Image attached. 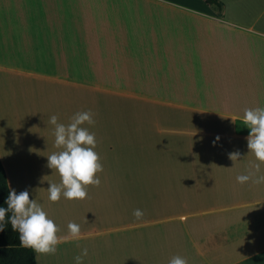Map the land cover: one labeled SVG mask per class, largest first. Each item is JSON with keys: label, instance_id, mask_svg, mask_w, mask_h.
<instances>
[{"label": "crops", "instance_id": "obj_1", "mask_svg": "<svg viewBox=\"0 0 264 264\" xmlns=\"http://www.w3.org/2000/svg\"><path fill=\"white\" fill-rule=\"evenodd\" d=\"M220 1L0 0V160L60 229L37 264H264V183L236 180L264 175L242 122L264 107V0ZM88 110L101 184L51 202L49 118Z\"/></svg>", "mask_w": 264, "mask_h": 264}, {"label": "clouds", "instance_id": "obj_2", "mask_svg": "<svg viewBox=\"0 0 264 264\" xmlns=\"http://www.w3.org/2000/svg\"><path fill=\"white\" fill-rule=\"evenodd\" d=\"M94 114L88 111L75 113L67 124L59 123L58 117L52 115L49 123L54 126L55 146L60 149L47 157V167L58 173L59 183L48 181L45 176L41 183L47 181L50 185L46 190L48 200L58 202L61 198L75 201L84 200L88 196V186L99 187L101 180L97 173L103 172V164L99 154L95 151L97 140L95 133L90 132L84 125H94ZM243 124L250 129L247 137L249 155L264 163V107L245 108L242 116ZM219 137L216 140L219 141ZM215 146V145H214ZM228 158L236 164L240 160L239 151L229 153ZM260 167L255 165L254 170L247 174L237 175L240 184L251 181L254 184L264 183V175L257 176ZM40 189H37V191ZM7 207H0V231L4 230L5 218L11 213L10 223L12 229L17 231L20 245L30 248L39 255H55L57 245L60 243L58 225L49 217L41 203L30 200L29 191L17 193L14 189L9 192L6 199ZM133 216L141 220L144 213L141 209H134ZM68 233L72 238H78L81 233L80 225L70 221L67 225ZM88 255L85 247L81 253L74 257L75 264H83V258ZM168 264H188L187 259L179 255L172 257Z\"/></svg>", "mask_w": 264, "mask_h": 264}, {"label": "trees", "instance_id": "obj_3", "mask_svg": "<svg viewBox=\"0 0 264 264\" xmlns=\"http://www.w3.org/2000/svg\"><path fill=\"white\" fill-rule=\"evenodd\" d=\"M222 12L224 4L220 0H203ZM10 188L7 176L0 160V207H7L6 199ZM11 213L5 218L4 230L0 231V264H37L34 251L20 245L19 233L12 229L10 223Z\"/></svg>", "mask_w": 264, "mask_h": 264}]
</instances>
